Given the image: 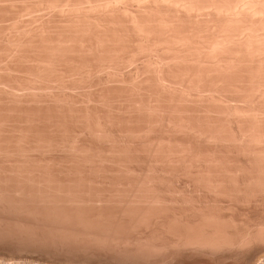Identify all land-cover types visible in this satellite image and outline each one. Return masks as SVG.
Instances as JSON below:
<instances>
[{
  "label": "rangeland",
  "instance_id": "374dc122",
  "mask_svg": "<svg viewBox=\"0 0 264 264\" xmlns=\"http://www.w3.org/2000/svg\"><path fill=\"white\" fill-rule=\"evenodd\" d=\"M183 2L0 0V186L5 178L3 191L21 200L16 199L19 205L9 201L16 208L4 203L7 196L0 204V230L5 231L0 259L16 264H264V9L257 15L243 11V17L241 11L216 7V0ZM19 178L24 183L32 178L34 184L29 182L27 190ZM9 180L28 192L32 185L47 188L50 198L41 196L48 203L32 199L44 193L30 196V191L27 198V191L17 192ZM53 194L62 197L49 203ZM152 196L162 200V209ZM138 198L143 209L148 207L144 219V210L138 212L142 206L131 207ZM23 202L40 214L29 213L27 205L26 212ZM120 208L128 214L121 215ZM51 219L67 221L59 224L64 231L71 225L70 233L61 225L62 234L51 230L58 223L49 226ZM162 219L171 228L165 229ZM206 230L213 234L207 236ZM93 233L114 238L113 243L105 239L104 246ZM92 236L107 248L90 242Z\"/></svg>",
  "mask_w": 264,
  "mask_h": 264
},
{
  "label": "bare ground",
  "instance_id": "6f19581e",
  "mask_svg": "<svg viewBox=\"0 0 264 264\" xmlns=\"http://www.w3.org/2000/svg\"><path fill=\"white\" fill-rule=\"evenodd\" d=\"M112 1H113V0H112ZM114 1H115V0H114ZM116 1H117V0H116ZM123 1H124V0H123ZM171 1H172V0H171ZM174 1H175V0H173V2H174ZM186 1H187V0H186ZM186 1H184L185 4L188 3V2L186 3ZM214 1H215V0H211V2H214ZM219 1H220V0H219ZM219 1L216 0V2H214V4L216 5V7L219 6L218 8H220V9H221L222 7H224V8H223L224 10H225L226 7H227V8H226L227 10H230V9H231V10H234V9H235V10H237L239 13H240V11H241L240 16H243V15H241V14H243V11H244V14H245V15H247V14H248V15H249V14L251 15V13H248V12H249V11H250V12L253 11V12H254V13H252V15H253V14H255V12L257 13V11L260 12V10H263V9H264V0H233V2H232L233 4L231 3L230 0H229L230 2H228L227 0H222V1H225V2H222V4H220ZM87 2H88V1H87ZM110 2H111V1H110ZM162 2H163V1H162ZM166 2H167V1H166ZM166 2H164V3H166ZM177 2H178V1H177ZM182 2H183V0H182ZM184 2H183V3H184ZM189 2H190L191 4H189V3H188V4H189V6H191V5H192L191 0H190ZM194 2H195V0H194ZM121 3H122V2H121ZM155 3H156V2H155ZM160 3H161V2H160ZM197 3H198V2H197ZM206 3H207V1H206ZM226 3H227V4H226ZM228 3H230V5H231L232 7H229V4H228ZM109 4H111V3H109ZM166 4H167V3H166ZM175 4H177V3H175ZM178 4H180V3H178ZM195 4H196V3H195ZM202 4L204 5L205 2L202 3ZM208 4H210V3H208ZM214 4L211 3V5H214ZM217 4H220V5H217ZM68 5H69V4H68ZM111 5H112V4H111ZM115 5H116V4H115ZM156 5H157V4H156ZM164 5H165V4H164ZM200 5H201V4H200ZM222 5H223V6H222ZM224 5H226V6H224ZM117 6H118V4H117ZM158 6H159V5H158ZM172 6H173V5H172ZM172 6H171V7H172ZM181 6H183V5L181 4V5H180V8H181ZM193 6H194V5H193ZM208 6H209V5H208ZM208 6H206V7H208ZM167 7H168V6H167ZM175 7H176V6H175ZM197 7H198V4H197ZM203 7H204V6H203ZM214 7H215V6H214ZM69 8H70V7H69ZM89 8H90V7H89ZM108 8H109V7H108ZM113 8H114V7H113ZM120 8H121V6H120ZM191 8H193V7H191ZM210 8H211V7H210ZM218 8H217V9H218ZM228 8H229V9H228ZM71 9H72V8H71ZM178 9H179V7H178ZM187 9H188V8L184 9V11L186 10V13L188 12ZM200 9H201V7H200ZM205 9H206V8H205ZM211 9H212V8H211ZM214 9H216V8H214ZM217 9H216V11H217ZM69 10H70V9H69ZM182 10H183V9H182ZM188 10H189V9H188ZM194 10H195V9H194ZM198 10H199V9H198ZM207 10H209V8L206 9V11H207ZM227 10H225V11H227ZM235 10H234V11H235ZM251 10H252V11H251ZM66 11H67V10H66ZM154 11H155V10H154ZM199 11H200V10H199ZM214 11H215V10H214ZM245 11H248V12H245ZM263 11H264V10H263ZM263 11H261L260 13H264ZM121 12H122V11H121ZM152 12H153V11H152ZM157 12H158V11H157ZM159 12H160V11H159ZM196 12H198V11H196ZM202 12H203V10H202ZM204 12H205V10H204ZM207 12H208V11H207ZM223 12H224V11H223ZM107 13H108V12H107ZM199 13H200V12H199ZM199 13H198V14H199ZM208 13H209V12H208ZM216 13H217V12H216ZM219 13H221V12H219ZM224 13H225V12H224ZM229 13H230V12H229ZM232 13H233V11H232ZM236 13H237V12H236ZM239 13H238V14H239ZM260 13H258V14H260ZM64 14H65V13H64ZM123 14H124V13H123ZM135 14H136V13H135ZM200 14H202V13H200ZM213 14H214V13H213ZM234 14H235V13H234ZM234 14H233V15H234ZM238 14H237V15H238ZM111 15H112V14H111ZM124 15H125V14H124ZM128 15H129V13H128ZM214 15H215V14H214ZM218 15H219V14H218ZM255 15H257V14H255ZM255 15H254V16H255ZM261 15H262V14H261ZM261 15H259V16H261ZM187 16H189V15H187ZM220 16H221V15H220ZM162 17H163V16H162ZM162 17H161V18H162ZM226 17L229 18L228 16H226ZM230 17H231V16H230ZM238 17H239V16H238ZM238 17H237V18H238ZM243 17H244V16H243ZM243 17H242V18H243ZM245 17H246V16H245ZM247 17H249V16H247ZM250 17H251V16H250ZM250 17H249V18H250ZM196 18H197V17H196ZM198 18H199V17H198ZM209 18H210V17H209ZM233 18H234V17H233ZM242 18H241V19H242ZM257 18L259 19V17H257ZM262 18H264V17L262 16ZM133 19H134V18H133ZM210 19H211V18H210ZM243 19H244V18H243ZM252 19H253V18H252ZM260 19H261V18H260ZM158 20H159V19H158ZM221 20H222V19H221ZM253 20H256V19L254 18ZM253 20H252V21H253ZM231 21H233V20L230 19V22H231ZM236 21H237V20L235 19V22H236ZM238 21H239V20H238ZM244 21H245V20H244ZM263 21H264V19L261 20V22H263ZM147 22H148V21H147ZM167 22H169V21H167ZM248 22H249V21H248ZM248 22H247V23H248ZM250 22H251V20H250ZM250 22H249V23H250ZM253 22H254V21H253ZM255 22H256V21H255ZM261 22H260V23H261ZM162 23H163V22H162ZM164 23H165V22H164ZM170 23H171V22H170ZM173 23H174V22H173ZM173 23H172V24H173ZM197 23H198V22H197ZM222 23H223V22H222ZM226 23H227V22H226ZM226 23H225V24H226ZM260 23H259V24H260ZM263 23H264V22H263ZM136 24H137V23H136ZM141 24H142V23H141ZM230 24H231V23H230ZM232 24H234V22H233ZM237 24H238V23H237ZM239 24H240V22H239ZM239 24H238V25H239ZM242 24L244 25L245 23H242ZM253 24H255V23H253ZM259 24H258V25H259ZM147 25H148V24H147ZM246 25H247V24H246ZM134 26H135V25H134ZM143 26H144V25H143ZM222 26H223V25H222ZM239 26H240V25H239ZM239 26H238V27H239ZM254 26H255V25H254ZM260 26H262V25H260ZM99 27H100V26H99ZM101 27H102V26H101ZM176 27H177V26H176ZM244 27H245V26H244ZM247 27L249 28L250 26L247 25ZM262 27H264V26H262ZM224 28H225V27H224ZM227 28H228V26H227ZM242 28H243V27H242ZM242 28H241V29H242ZM252 28H253V27H251V29H252ZM257 28H260V27H257ZM179 29H180V28H179ZM214 29H215V28H214ZM219 29H220V28H219ZM244 29H245V28H244ZM254 29H255V28H254ZM263 29H264V28H263ZM196 31H197V30H196ZM227 31H229V29H228ZM238 31H239V30H238ZM252 31H253V30H252ZM256 31H258V29H257ZM260 31H261V30H260ZM128 32H129V31H128ZM225 32H226V31H225ZM243 32H244V31H243ZM248 32H251L250 29H249ZM254 32H255V31H254ZM148 33H149V31H148ZM171 33H172V32H171ZM175 33H176V32H175ZM186 33H187V32H186ZM190 33H191V32H190ZM221 33H222V32H221ZM228 33H229V32H228ZM237 33H238V32H237ZM244 33H245V32H244ZM244 33H243V34H244ZM261 33H262V32H261ZM261 33H260V34H261ZM134 34H135V33H134ZM180 34H182V33H180ZM199 34H200V33H199ZM205 34H206V33H205ZM217 34H218V33H217ZM248 34H250V33H248ZM255 34H256V33H254V35H255ZM145 35H146V34H145ZM221 35H222V34H221ZM226 35H227V34H226ZM230 35H231V34H230ZM181 36H182V35H181ZM231 36H232V35H231ZM257 36H258V35H257ZM260 36H263V34L260 35ZM260 36H259V37H260ZM132 37H133V36H132ZM195 37H196V36H195ZM199 37H200V36H199ZM223 37H224V36H223ZM237 37H238V36H237ZM243 37H244V36H243ZM246 37H247V36H246ZM225 38H226V37H225ZM261 38H262V37H260V39H261ZM137 39H138V38H137ZM174 39H175V38H174ZM206 39H207V38H206ZM217 39H218V38H217ZM219 39H220V38H219ZM230 39H231V38H230ZM232 39H233V38H232ZM235 39H236V38H235ZM237 39H238V38H237ZM248 39L250 40V38H248ZM251 39H252V38H251ZM254 39H255V37H254ZM258 39H259V38H258ZM212 40H213V39H212ZM228 40H229V39H228ZM239 40H240V39H239ZM256 40H257V39H256ZM261 40H262V39H261ZM185 41H186V40H185ZM188 41H189V40H188ZM221 41H222V40H221ZM242 41H243V40H242ZM247 41H248V40H246V43H247ZM252 41H253V39H252ZM259 41H260V40H259ZM259 41H258V42H259ZM212 42H213V41H212ZM232 42H235V41H232ZM250 42H251V40H250ZM167 43H168V42H167ZM177 43H178V42H177ZM188 43H189V42H188ZM215 43H217V42H215ZM218 43H220V41H218ZM222 43H223V42H222ZM236 43H238V42H236ZM248 43H249V42H248ZM255 43H257V42L255 41ZM259 43H260V42H259ZM158 44H159V43H158ZM174 44H176V43H174ZM181 44H182V43H181ZM186 44H187V43H186ZM193 44H194V43H193ZM205 44H206V43H205ZM231 44H232V43H231ZM231 44H230V45H231ZM240 44H241V42H240ZM242 44H243V43H242ZM251 44H253V43H251ZM257 44H258V43H257ZM262 44H263V43L261 42L260 45H262ZM165 45H167V44H165ZM190 45H191V44H190ZM208 45H209V44H208ZM201 46H202V45H201ZM216 46H217V45H216ZM220 46H221V45H220ZM249 46H250V45H249ZM263 46H264V44H263ZM229 47H230V46H229ZM244 47H245V46H244ZM253 47H254V46H253ZM255 47H256V46H255ZM212 48H213V47H212ZM202 49H203V48H202ZM214 49H215V48H214ZM216 49H217V48H216ZM219 49H220V47H219ZM221 49H223V48H221ZM245 49H246V48H245ZM262 49H263V48H262ZM165 50H166V49H165ZM193 50H194V49H193ZM207 50H208V49H207ZM211 50H213V49H211ZM252 50H253V49H252ZM256 50H257V49H256ZM175 51H176V50H175ZM213 51H214V50H213ZM218 51H219V50H218ZM221 51H222V50H221ZM260 51H261V50H260ZM165 52H166V51H165ZM214 52H215V51H214ZM229 52H230V51H229ZM170 53H171V52H170ZM216 53H217V51H216ZM222 53H223V52H222ZM234 53H236V52H234ZM261 53H263V52L261 51ZM202 54H204V53H202ZM251 54H252V53H251ZM254 54H255V53H254ZM259 54H260V53H259ZM160 55H161V54H160ZM213 55H214V54H213ZM172 56H173V55H172ZM249 56H251V55H249ZM256 56H257V55H256ZM206 57H207V56H206ZM200 58H201V57H200ZM215 59H216V58H215ZM171 63H172V62H171ZM191 63H192V62H191ZM228 63H229V62H228ZM157 64H158V63H157ZM189 64H190V63H189ZM213 64H214V63H213ZM213 64H212V65H213ZM234 64H235V63H234ZM207 65H208V64H207ZM200 66H201V65H200ZM177 68H178V67H177ZM199 71H200V70H199ZM216 73H217V72H216ZM197 76H198V75H197ZM218 81H219V80H218ZM189 83H190V82H189ZM254 88H255V87H254ZM259 138H260V137H259ZM20 141H21V140H20ZM69 142H70V141H69ZM17 143H18V142H17ZM64 145H65V144H64ZM1 148H2V147H1ZM1 148H0V149H1ZM21 149H22V148H21ZM45 150H46V149H45ZM81 150H82V149H81ZM180 154H181V153H180ZM19 155H20V154H19ZM8 156H9V155H8ZM169 158H170V157H169ZM54 160H55V159H54ZM49 161H50V160H49ZM173 161H174V160H173ZM50 162H51V161H50ZM37 165H38V164H37ZM192 167H193V166H192ZM35 168H36V167H35ZM27 169H28V168H27ZM93 169H94V168H93ZM95 170H96V169H95ZM22 172H23V171H22ZM105 172H106V171H105ZM92 174H93V173H92ZM211 174H212V173H211ZM63 175H64V174H63ZM96 175H97V174H96ZM18 176H19V175H18ZM32 176H33V175H32ZM32 176H31V177H32ZM99 176H100V175H99ZM24 177H25V176H24ZM208 177H209V176H208ZM3 178H4V177H3ZM6 178L8 179V177H6ZM22 178H23V177H22ZM33 178H34V177H33ZM83 178H84V177H83ZM105 178H106V177H105ZM1 179H2V178H1ZM1 179H0V181H1ZM9 179H12V178L9 177ZM14 179H15V178H14ZM29 179H30L29 182H31V183L34 184V182L31 181L32 178H29ZM35 179H36V178H35ZM40 179H41V178H40ZM122 179H123V178H122ZM174 179H175V178H174ZM15 180H16V179H15ZM21 180H22V179L19 178V180H17V181H21ZM43 180H45V179H43ZM161 180H162V179H161ZM4 181L7 182V180H6L5 178H4V180H2L3 185H4ZM10 181L12 182V180H9L8 182H10ZM17 181H16V182L13 181L14 183H13V182L11 183V185L13 184L14 186H17V187H15V189H16V188L19 189V191L17 190V192H20V188H21L23 191L26 190V189H27V190L29 189V188L27 187V186L29 185V184H28L29 182L24 183V181H25L24 179L22 180L23 182L21 181V183H23V184H27V185H26L27 188L25 189V188H24L25 186L22 187V186H23L22 184L19 186V184H20L19 182H18V185H17V184H16ZM33 181H34V180H33ZM35 181H36V180H35ZM202 181H203V180H202ZM37 182H39V181H37ZM37 182H36V183H37ZM45 182H47V181L45 180ZM78 182H79V180H78ZM120 182H121V181H120ZM31 183H30V185H32ZM50 183H54V181L52 182V180H51ZM207 183H208V182H207ZM210 183H211V182H210ZM221 183H222V182H221ZM6 184H7V183H6ZM8 184H9V183H8ZM15 184H16V185H15ZM37 184H40V183H37ZM37 184H36V185H37ZM43 184H44V183H43ZM43 184H42V185H43ZM3 185H1L0 188H2ZM13 185H12L11 187H13ZM58 185H60V184H58ZM215 185H217V184L215 183ZM9 186H10V185H9ZM43 186H44V185H43ZM54 186H55V185H54ZM56 186H57V185H56ZM70 186H71V185H70ZM132 186H133V185H132ZM18 187H19V188H18ZM29 187H30V186H29ZM31 187H33V188H32V190H29V192L31 191V195H30V196H33L34 194H39L38 192H42V193H44V195L40 193V196H41V195H42V196H45V195H46L45 198H47V196H48V198H50L49 196L52 194V192L50 193V191H49L47 188H46V190H47V192H46V191H40L38 185H37V186H35V185L33 186V185H32ZM48 187H49V185H48ZM210 187H211V186H210ZM3 188H4V189H1V190H0V191H2V192H1V193H2V199H1V197H0V199H1L2 201L0 200V202H1L0 204H4V203H6V204L8 203V204H9L10 202L16 203V202L18 201V200L16 201V199H19V198H15L16 193H15V195H12V196H13L12 198L10 197L11 199L15 198V200H14V199L11 200V199L7 196V195H9V193H7V192L5 193V192H4V191L6 190V188H5V187H3ZM8 188H10V187H8ZM35 188H38V190H37V189L35 190ZM41 188H42V186L40 187V189H41ZM57 188H58V187H57ZM59 188H60V187H59ZM86 188H87V187H86ZM136 188H137V187H136ZM230 188H231V187H230ZM10 189H12V188H10ZM15 189H14V190H15ZM30 189H31V188H30ZM44 189H45V188H43V189H41V190H44ZM55 189H56V188H55ZM63 189H64V188H63ZM131 189H132V188H131ZM219 189H220V188H219ZM3 190H4V191H3ZM14 190H11V191H14ZM27 190H26V191H27ZM34 190H35V192L37 191V193H33ZM57 190H58V191L60 190V192H61V189H57ZM79 190H80V189H79ZM111 190H112V189H111ZM129 190H130V189H129ZM153 190H154V189H153ZM6 191H7V190H6ZM8 191H9V190H8ZM11 191H9V192L11 193ZM23 191L21 192V194H19L20 197H21V199H22V196H21V195L25 194V192H23ZM54 191H55V190H54ZM136 191H137V190H136ZM150 191H151V189H150ZM3 192H4V193H3ZM14 192H15V191H14ZM14 192H13V193H14ZM29 192H28V191L26 192V195H25L26 197H27V196L29 197V195H28ZM65 192H66V191H65ZM78 192H79V191H78ZM126 192H127V191H126ZM137 192H138V191H137ZM146 192H148V191H146ZM1 193H0V195H1ZM13 193H12V194H13ZM22 193H23V194H22ZM32 193H33V194H32ZM48 193H49L50 195H48ZM67 193L69 194V191H68ZM67 193H66V194H67ZM122 193H123V192H122ZM142 193H143V192H142ZM3 194H5V195H3ZM68 194H67V195H68ZM78 194H79V193H78ZM153 194H154V193H153ZM10 195H11V194H10ZM53 195H54V194H53ZM53 195L51 196L52 199H53ZM55 195H56V194H55ZM55 195H54V199H53V200L51 199V201H49V203H50V202L52 203V202H57V201H58L57 199H58V197H60V196L57 197V196H55ZM122 195H123V194H122ZM135 195H136V194H135ZM5 196H7V198L9 199V200L7 199L8 202H6V201L4 202V201H3V198L6 200ZM42 196L40 197V198H41V199H40V198H37V197H39V195L36 196V197H35V195H34V197H33L32 199H34V202H35V198H36V200H42V201L44 200L43 202H47V203H48V201H47L48 199L45 200V198L42 197ZM92 196H93V195H92ZM127 196H128V195H127ZM131 196H132V195H131ZM141 196H142V195H139L138 197L141 198ZM144 196H145V195H144ZM144 196H143V197H144ZM26 197H25V198H26ZM28 197H27V198H28ZM56 197H57V198H56ZM61 197H62V196H61ZM61 197H60V198H61ZM133 197H134V196H133ZM135 197H137V196H135ZM143 197L141 198L142 200H143ZM145 197H147V196H145ZM152 197H154L153 199L156 198V196H152ZM23 198H24V197H23ZM68 198H70V196H69ZM113 198H114V197H113ZM139 198H138V200H140ZM29 199H30V198H29ZM29 199H28V200H29ZM71 199H72V197H71ZM71 199H70V200H71ZM118 199H119V198H118ZM129 199H130V198H129ZM129 199H128V200H129ZM133 199H134V198H133ZM144 199H145V198H144ZM151 199H152V198H151ZM157 199H159V198H156V199H155L156 201H154V200H152V201H154V202H156V203L158 204L159 201H160L161 199H159V200H157ZM19 200H20V199H19ZM49 200H50V199H49ZM55 200H56V201H55ZM105 200H106V199H105ZM138 200L130 202L131 204L133 203V204L131 205V207L134 206V207H132V208H133V209L135 208L134 210H138V209L141 208L140 206H142L141 210L138 211L139 214H140V212H142L143 210H144V212H148V213H144V212L141 213V216H142V214H143V217H142V218L144 219L145 217H147V215L149 216L148 207L145 208V209H147V211H145V209H143V205H142L143 201H146V200H143V201L140 200L141 204H140V205L138 204L137 206H135L136 203H139ZM165 200H166V199H165ZM172 200H173V199H172ZM184 200H185V199H184ZM9 201H10V202H9ZM14 201H15V202H14ZM20 201H21V200H20ZM22 201H23V200H22ZM24 201H25V199H24ZM64 201H69V200H65V199H64ZM73 201H74V200H73ZM123 201H124V200H123ZM130 201H131V200H130ZM161 201H162V200H161ZM161 201H160V202H161ZM3 202H4V203H3ZM18 202H19V201H18ZM18 202H17V203H18ZM25 202L27 203V200H26ZM25 202H23V203H24L23 205H24L25 209H26V208H27V209L31 208V209H29V210H31V212H30L29 210H27V209H26V212L29 211V213H33L32 211L35 210V212H34L35 215H36V214H38V215L40 214V213H39V210H37V209H33L32 207H30V206L27 205V204H26V205L29 206V208L26 207ZM106 202H107V201H106ZM120 202H122V200H120ZM185 202H186V201H185ZM13 203H10L9 206H11V204H13ZM78 203H79V202H78ZM134 203H135V204H134ZM156 203H154L155 206L157 205ZM20 204H21V202H20ZM35 204H36V203H35ZM56 204H57V203H56ZM56 204H55V205H56ZM120 204H121V203H120ZM13 205H15V204H13ZM13 205H12V207H15V208H16V206L19 205V203H18L17 205H15V206H13ZM44 205H45V204H44ZM44 205H43V206L41 205L40 207H44V208H45ZM55 205H52V206H55ZM118 205H119V204H118ZM121 205H122V204H121ZM154 205H153V203H152V206H153V207H155ZM160 205H161V204H158L157 209L160 207ZM1 206H2V205H1ZM4 206H6V205H4ZM4 206H3V207H4ZM38 206H39V205H38ZM38 206H37V207H38ZM65 206H66V205H65ZM138 206H139V208L136 209V207H138ZM149 206H150V205H149ZM3 207H1L2 210H5L6 208L4 207L5 209H3ZM24 207H23L22 205L18 206L19 209L22 208L23 210H24ZM62 207H63V206H62ZM62 207H61V208L58 207V208H60V209H64V207H63V208H62ZM80 207H81V206H80ZM106 207H107V206H106ZM115 207H116V206H115ZM120 207H121V206H120ZM126 207H127V206H125V207H123V208L126 209ZM145 207H146V206H145ZM153 207H151V209H152ZM7 208H8V207H7ZM47 208H48V207H47ZM47 208H46V210H48ZM58 208H57V209H58ZM66 208H67V206H66ZM74 208H75V207H74ZM98 208H99V207H98ZM102 208H103V207H102ZM123 208H122V209L120 208V209H121V215L123 214L122 211H124V212L126 213V212L129 210V212H128L129 215H130L131 213L133 214V212H134V211L132 210V208H130V207H127V208H129L127 211H125V209L123 210ZM12 209H13V208H12ZM19 209H18V210H19ZM22 209H21V210H22ZM32 209H33V210H32ZM70 209H71V208H70ZM75 209H76V208H75ZM130 209H131V211H133V212H130ZM149 209H150V208H149ZM157 209L155 208L154 210L156 211ZM160 209H162V208L160 207ZM160 209H158V210H160ZM0 210H1V209H0ZM8 210H9V209H8ZM8 210H6V211H8ZM36 210L38 211V213L36 212ZM72 210H73V209H72ZM77 210H78V209H77ZM79 210H80V209H79ZM79 210H78V211H79ZM84 210H85V209H84ZM11 211H12V210H11ZM15 211H16V210H15ZM75 211H76V210H75ZM80 211H81V210H80ZM100 211H101V210H100ZM12 212H13V211H12ZM26 212H25V213H26ZM48 212H49V211H48ZM48 212H46V213H48ZM111 212H112V211H111ZM118 212L120 213V210H119ZM150 212H151V211H150ZM13 213H14V212H13ZM51 213H52V212H51ZM64 213H65V212H64ZM98 213H99V212H98ZM102 213H103V212H102ZM128 213H126V214H128ZM154 213H155V212H154ZM157 213H158V212H157ZM174 213H175V212H174ZM10 214H11V212H10ZM34 214H33V215H34ZM41 214H42V213H41ZM44 214H45V213H44ZM44 214H42V215H44ZM86 214H87V213H86ZM103 214H104V213H103ZM132 214H131V215H132ZM134 214H135V215H134ZM134 214L132 215L133 218H134V217H136V218L139 217V215L136 216V215H137L136 211L134 212ZM144 214H147V215H144ZM155 214H156V213H155ZM159 214H160V213H159ZM25 215L27 216V214H25ZM30 215H32V214H29L28 216H30ZM48 215H51V214H48ZM55 215L57 216L58 214L56 213ZM55 215H53V216H55ZM59 215H60V214H59ZM98 215H99V214H97L96 216H98ZM109 215H110V214H109ZM199 215H200V214H199ZM201 215H202V214H201ZM45 216H46V214H45ZM45 216H44V217H45ZM56 216H55V217H56ZM65 216H66V215H65ZM104 216H105V215H104ZM132 216H131V217H132ZM141 216H140L139 219H141ZM151 216H152V215H151ZM151 216H150V218H151ZM154 216H155V215H154ZM156 216H157V215H156ZM15 217H16V216H15ZM17 217H18V216H17ZM20 217H21V215H20ZM20 217H19V218H20ZM34 217H35V216H33V218H34ZM47 217H48V216H47ZM60 217H61V216H60ZM100 217H102V216H100ZM106 217H107V216H106ZM152 217H153V216H152ZM159 217H160V216H159ZM202 217H203V216H202ZM202 217H201V216L199 217L201 221H202ZM35 218H36V217H35ZM40 218H41V217H40ZM98 218H99V216H98ZM103 218H105V217H103ZM110 218H111V217H110ZM127 218H128V217H127ZM133 218H131V219L134 220ZM185 218H187V217H185ZM209 218H210V217H209ZM209 218H208V219H209ZM20 219H21V218H20ZM58 219H59V216H58ZM58 219H57V220H58ZM99 219H100V218H99ZM139 219H138V220H139ZM173 219H174V218H173ZM177 219H178V218H177ZM177 219H176V221H180V220H181L180 218H179L180 220H177ZM203 219H204V218H203ZM31 220H32V219H31ZM45 220H46V219H45ZM45 220H44V221H45ZM47 220H48V218H47ZM51 220H53V219H51ZM51 220H50V222H51ZM54 220H56V218H55ZM54 220H53L51 223L48 222L49 226H50V224L52 225V224L55 222ZM100 220H101V219H100ZM105 220H106V218H105ZM109 220H110V219H109ZM132 220H131V221H132ZM136 220H137V219H135V221H136ZM138 220H137V221H138ZM148 220H149V219H148ZM169 220H170V219H169ZM20 221H21V220H20ZM23 221H25V220H23ZM40 221H42V219H41ZM48 221H49V220H48ZM62 221H63V220H62ZM62 221H59V222L56 221L55 223H57V222H58V223L55 224V228H54V226H53L54 224H53V225H52L53 229H52L51 227H50V229H51V230H56L57 227L61 225V224H59V223H61ZM106 221H107V220H106ZM141 221H142V220H141ZM183 221H184V220H183ZM204 221H205V220H204ZM206 221H208V220H206ZM217 221H218V220H217ZM27 222H28V221H27ZM63 222H64V224H65V222H67V221H63ZM90 222H91V221H90ZM103 222H104V220H103ZM166 222H167V220H166ZM180 222H181V221H180ZM187 222H188V221H187ZM0 223H1V222H0ZM5 223H6V222H5ZM25 223H26V222H25ZM42 223H43V221H42ZM42 223L40 222V224H42ZM67 223H68V222H67ZM70 223H71V222H70ZM117 223H118V222H117ZM136 223H137V222H136ZM169 223H170V222H169ZM17 224H18V222H17ZM44 224H45V223H44ZM73 224H74V223H73ZM88 224H89V223H88ZM104 224H105V222H104ZM110 224H111V223H110ZM113 224H114V223H113ZM127 224H128V223H127ZM149 224H150V222H149ZM162 224H164V223H163V219H162ZM170 224H171V223H170ZM170 224H168V222H167V225H166V223L164 224V225L167 226V227H165V226L162 225V228L165 227V229H166V228H168V226H169ZM183 224H184V223H183ZM193 224H194V223H193ZM196 224H197V223H196ZM217 224H218V223H217ZM1 225H2V224H1ZM22 225H23V224H22ZM31 225H32V224H31ZM57 225H58V226H57ZM66 225H67V224H66ZM66 225H65V228H66V230H67L68 226L70 227L71 225H68L67 227H66ZM105 225H107V224H105ZM133 225H134V224H133ZM150 225H151V224H150ZM188 225H189V224H188ZM200 225H201V224H200ZM18 226H19V225H18ZM45 226H46V225H45ZM75 226H76V225H75ZM79 226H81V225H79ZM85 226L87 227V225H85ZM85 226H84V227H85ZM170 226H171V225H170ZM170 226H169V227H170ZM197 226H198V225H197ZM0 227H1V226H0ZM3 227H4V225H3ZM3 227H2V228H3ZM23 227H24V226H23ZM47 227H48V226H47ZM60 227L62 228V225H61ZM60 227H58V228H60ZM88 227H89V226H88ZM88 227H87V228H88ZM91 227H92V223H91ZM103 227H105V226H103ZM111 227H112V225H111ZM172 227H173V225H172ZM206 227H207V226H206ZM211 227H212V226H211ZM211 227H210V228L208 227V229H211ZM63 228H64V225H63ZM63 228L60 229V230H63ZM87 228H86V232H90L91 230H88ZM89 228H90V227H89ZM92 228H93V227H92ZM99 228H100V226H99ZM108 228H109V226H108ZM170 228H171V227H170ZM188 228H189V227H188ZM195 228H196V227H195ZM212 228H214V227H212ZM0 229H1V228H0ZM3 229H4V228H3ZM3 229H2V230H3ZM90 229H91V228H90ZM100 229H101V228H100ZM100 229H99V230H100ZM110 229H112V228H110ZM168 229H169V228H168ZM176 229H178V228H176ZM190 229L192 230V228H190ZM190 229H189V230H190ZM206 229H207V228H206ZM214 229H215V228H214ZM214 229L211 230L213 233H215V230H214ZM218 229H219V228H218ZM2 230H0V235H1V236H2V234L5 235V231H3V233H2ZM10 230H11V229H10ZM57 230H58V229H57ZM66 230H65V231L63 230V231H64V232H68V233H70V232H69L70 229H69V231H66ZM101 230H102V229H101ZM189 230H187V232H189ZM198 230H199V229H198ZM203 230H204V229H203ZM58 231H59V230H58ZM109 231H110V230H109ZM113 231H114V230H113ZM164 231H165V230H164ZM170 231H171V229H170ZM174 231H176V230L174 229ZM206 231H207V233H206L207 236H208L209 234H213V233H211L209 230H206ZM208 231H209V232H208ZM17 232H18V231H17ZM59 232H60V231H59ZM59 232H58L59 235H60V233L62 234V231H61L60 233H59ZM64 232H63V236H64V234L66 235V237H67V236H68V237L70 236V234L68 235V233L66 234V233H64ZM91 232H92V231H91ZM107 232H108V231H107ZM107 232H105V233H107ZM111 232H112V230H111ZM111 232H110V234H111ZM258 232H259V231H258ZM6 233H7V232H6ZM55 233H56V232H55ZM71 233H72V232H71ZM168 233H169V232H168ZM168 233H167V234H168ZM182 233H183V232H182ZM185 233H186V232H185ZM189 233H191V234H195V231H194V233H192V232H189ZM204 233H205V231H204ZM204 233H203V234H204ZM50 234H51V233H50ZM88 234H89V237H90V235H92V233H91V234L88 233ZM93 234H94V233H93ZM96 234H98V233H96ZM96 234H94V235L96 236ZM108 234H109V232L107 233V235H108ZM172 234H173V233H172ZM186 234H187V233H186ZM191 234H190V235H191ZM21 235H23V234H21ZM178 235H179V234H178ZM183 235H184V234H183ZM204 235H205V234H204ZM8 236H9V235H8ZM23 236H24V235H23ZM23 236H22V237H23ZM56 236H57V235H56ZM61 236H62V235H61ZM61 236H60V237H61ZM63 236H62V237H63ZM98 236L101 237V238H100L101 240H100L98 237H96V238L99 239L100 241H103V242H104L105 239H106L107 242L109 241V242H110L109 245L111 244L112 240L114 239V238H112V239L109 238V239H111V241H110V240H108V237H107L106 235H104V237L106 236L105 238L102 237L100 234H98ZM110 236H111V235H110ZM110 236H109V237H110ZM185 236H186V235H185ZM193 236H194V235H193ZM210 236H213V235H210ZM210 236H209V237H210ZM215 236H216V235H215ZM259 236H260V235L258 234L257 237H259ZM3 237H5V236H3ZM30 237H31V236H29V238H30ZM36 237H37V236H36ZM62 237H61V238H62ZM70 237H71V236H70ZM70 237H69V239H70ZM113 237H114V236H113ZM209 237H207V238H209ZM213 237H214V236H213ZM213 237H212V238H213ZM251 237L253 238V236H251ZM251 237H250V238H251ZM257 237H256V238H257ZM263 237H264V236H263ZM27 238H28V237H27ZM31 238H32V237H31ZM54 238H55V237H54ZM61 238H60V239H61ZM63 238H64V237H63ZM71 238H72V237H71ZM79 238H80V237H79ZM79 238H77V239H79ZM86 238H87V237H86ZM91 238H92V241L89 240L90 242H92V243H94V244H98V243H99V242H98L99 240H96L95 238H93V236H92ZM91 238H89V239H91ZM102 238H104V240H102ZM186 238H187V237H186ZM194 238H195V237H194ZM194 238H192V242H193V239H194ZM197 238H198V237H197ZM197 238H195V240H197ZM207 238H206V239H207ZM214 238H215V237H214ZM214 238H213L212 241H214ZM250 238H249V240L252 239V238H251V239H250ZM0 239H1V238H0ZM6 239H7V238H6ZM32 239H33V238H32ZM74 239H76V237H75ZM77 239H76V240H77ZM93 239H95V240H93ZM179 239H181V238H179ZM187 239H188V238H187ZM187 239H186V240H187ZM198 239H199V238H198ZM244 239H246V238H244ZM244 239H242V240H244ZM254 239H255V236H254ZM254 239H253V240H254ZM261 239H262V238H261ZM37 240H38V239H37ZM64 240H65V239H64ZM72 240H73V239H72ZM82 240H83V238H82ZM119 240H120V239H119ZM188 240H191V239H188ZM188 240H187V241H188ZM202 240H204V239H201V241H202ZM226 240H228V239H226ZM242 240H239V239H238L237 242L242 241ZM247 240H248V239H247ZM256 240H257V239H256ZM35 241H36V240H35ZM61 241H62V240H61ZM61 241H60V242H61ZM70 241H71V240H70ZM84 241H85V240H84ZM84 241H83V242H84ZM87 241H88V240H87ZM87 241H86V242H87ZM106 241H105L104 243H106ZM182 241H183V242L185 241V238H184V237H183V240L181 239V242H182ZM198 241H199V240L195 241V244H196V243H198V244L200 243V246H202V245L204 246V245H205V243H204L203 241H202V242H203L202 245H201V242H198ZM222 241H223V240H222ZM245 241H246V240H245ZM245 241L242 242V243H245ZM251 241H252V240H251ZM251 241H249V243H251ZM63 242H65V241H63ZM95 242H97V243H95ZM103 242H102V243H103ZM115 242H116V241H115ZM115 242H114V244H116L115 249H114V246H115V245L113 244V245H114V246H113V249H114V250L117 249V245H118V243H117V242L115 243ZM177 242H178V244H179V241H176V243H177ZM183 242H182L181 244H183ZM205 242H206V240H205ZM216 242H218V241H216ZM231 242H232V241H231ZM231 242H229V244H231ZM233 242H234V241H233ZM69 243H70V242H69ZM74 243H75V241H74ZM87 243H88V242H87ZM100 243H101V242H100ZM100 243H99L98 247L104 245V243H103L102 245H100ZM112 243H113V242H112ZM189 243H190V244H193V243H191V241L188 242V244H189ZM207 243H208V244H207ZM207 243H206L207 245H209V243H210V245H211V237L209 238V240H208ZM212 243H214V242H212ZM222 243H223V242H222ZM222 243H220V244H222ZM246 243H247V242H246ZM246 243H245L244 245H246ZM80 244H81V242H79V245H80ZM107 244H108V243H106L104 246H106ZM122 244H123V243H122ZM169 244H170V242H169ZM185 244H186V243H185ZM198 244H196V245H198ZM227 244H228V242H227ZM235 244H236V242H235ZM238 244H239V243H238ZM238 244H237V245H238ZM33 245H34V244H33ZM81 245H82V244H81ZM83 245H84V244H83ZM85 245L88 246V244H85ZM119 245H120V244H119ZM119 245H118V247H120ZM123 245H124V244H123ZM123 245H122V246H123ZM127 245H128V244H127ZM127 245H125V247H123L124 250L127 248V247H126ZM139 245H140V244H139ZM141 245H143V244L141 243ZM141 245H140V246H141ZM144 245H145V244H144ZM144 245H143V246H144ZM207 245H206V246H207ZM224 245H225V244H224ZM232 245H233V247H234V243H233ZM232 245H230V246H232ZM240 245L242 246L241 242H240ZM240 245H239V246H240ZM244 245H243V246H244ZM247 245H248V244H247ZM69 246H70V245H69ZM104 246H102V247H104ZM107 246H108V245H107ZM200 246H199V247H200ZM212 246H213V247H214V246H215V247H218V246H220V245H212ZM221 246H223V245H221ZM221 246L219 247V249L221 248ZM230 246L228 245L229 248H230ZM93 247H95V246H93ZM96 247H97V245H96ZM128 247H129V246H128ZM134 247H136V246H134ZM134 247H131V246H130V248H132V250H133ZM145 247H147V246L145 245ZM145 247H144V248H145ZM204 247H205V246H204ZM208 247H209V246H208ZM208 247H207V248H208ZM104 248H105V247H104ZM106 248H107V247H106ZM106 248H105V249H106ZM108 248L111 249L112 246H111V247L109 246ZM137 248H138V247H137ZM137 248H134V250H139V248H138V249H137ZM140 248H141L142 250H144L142 246H141ZM39 249H40V248H39ZM101 249H102V248H101ZM119 249L121 250V248H119ZM123 249H122V250H123ZM221 249H222V248H221ZM64 250H65V249H64ZM142 250H141V251H142ZM150 250H151V249H150ZM154 250H155V249H154ZM126 251L128 252V250H125V252H126ZM129 251H131V249H130ZM141 251H140V252H141ZM146 251H147V250H146ZM106 252H107V251H106ZM120 252H121V251H120ZM122 252H123V251H122ZM125 252H124V253H125ZM149 252L152 253L153 251H147L146 253L148 254ZM108 253H109V252H108ZM118 253H119V252H118ZM124 253H123V254H124ZM128 253H129V252H128ZM132 253H133V251H132ZM136 253H138V252H136ZM143 253H144V252H143ZM153 253H156V251H154ZM157 254H158V252H157ZM161 254H162V252H161ZM130 255H131V254H130ZM136 255H137V254H136ZM141 255H142V254H141ZM143 255H144V254H143ZM151 255H152V254H151ZM151 255H150V256H151ZM77 257H78V256H77ZM93 257H94V256H93ZM128 257H130V256H128ZM133 257H134V256H133ZM146 257H147V256H146ZM260 258H261V257H260ZM1 259H2V258H1ZM1 259H0V260H1ZM14 260H15V259H14ZM19 262H20L19 264H24L23 261H19ZM256 262H257V261H256ZM260 263L262 264V262H260ZM0 264H16V262L9 263V262H7L5 259H2V261L0 262ZM27 264H28V263H27ZM29 264H30V263H29Z\"/></svg>",
  "mask_w": 264,
  "mask_h": 264
}]
</instances>
